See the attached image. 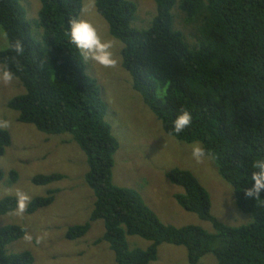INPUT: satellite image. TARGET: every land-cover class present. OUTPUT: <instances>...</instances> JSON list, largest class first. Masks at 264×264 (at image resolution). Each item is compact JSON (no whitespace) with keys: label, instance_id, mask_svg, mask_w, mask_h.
I'll return each mask as SVG.
<instances>
[{"label":"trees","instance_id":"trees-1","mask_svg":"<svg viewBox=\"0 0 264 264\" xmlns=\"http://www.w3.org/2000/svg\"><path fill=\"white\" fill-rule=\"evenodd\" d=\"M23 1L0 0V28L7 42L0 51V64L9 63L24 89L7 107L18 114L20 124L46 135L70 136L85 155V183L95 198L88 222L67 229L65 239H80L91 223L102 221L104 233L96 244H108L115 264H150L161 244L183 247L187 264H197L206 255H212L215 264H264V192L258 200L245 195L251 165L264 157V0H179L185 22L196 25L194 44L174 28L176 0H153L155 17L144 29L131 26L136 14L131 1H94L109 35L122 44L121 67L129 74L132 89L165 134L204 147L219 177L232 186L238 211L252 219L236 228L221 223L211 214L208 193L189 171H167L166 179L183 190L173 195L175 202L209 223L212 232L198 226L164 225L136 191L112 183L119 143L104 119L106 105L99 87L65 35L68 21L79 18L82 0H39L37 39ZM17 39L23 41L25 52L14 61L7 49ZM181 110L189 111L193 119L176 135L172 121ZM10 144V133L0 128V156ZM9 176L12 183L16 181V173ZM62 179L60 174L36 175L31 183L47 186ZM55 193L49 190L31 200L26 214L50 206ZM16 207L14 197L3 198L0 216ZM24 234L20 226L0 228V264L33 263L29 252L11 254L6 248ZM128 236L150 245L130 250Z\"/></svg>","mask_w":264,"mask_h":264},{"label":"rangeland","instance_id":"rangeland-1","mask_svg":"<svg viewBox=\"0 0 264 264\" xmlns=\"http://www.w3.org/2000/svg\"><path fill=\"white\" fill-rule=\"evenodd\" d=\"M94 1L82 0L79 18L89 20L102 36L113 39L103 18L99 14H91L93 10L96 12ZM129 1L136 6L131 26L147 28L155 17L153 0ZM176 1L172 9L174 28L184 35L189 44H194L197 40L196 25L185 22V17L178 9L179 0ZM21 5L33 36L37 39L40 31L35 29L34 22L37 20L40 1L24 0ZM6 47V38L0 28V51ZM121 49L122 44L117 41L114 52L118 63L113 68H101L84 61L85 72L96 81L100 97L106 105L104 119L119 143L114 154L112 183L136 191L164 225L177 228L198 226L212 232L209 223L184 211L173 199V195L182 194L183 190L171 184L165 173L174 168L187 170L208 193L213 217L234 228L249 224L251 217L238 211L233 190H227L228 184L219 177L214 161L206 157L197 163L191 157L192 144L178 142L164 133L140 95L132 89L131 78L121 67ZM22 94L24 89L18 80L11 85L0 82V128L7 130L11 136L10 146L0 156V170L3 173L0 200L14 197L10 194L14 189L29 193L31 200L46 196L49 190H55L56 193L50 206L32 215L24 212L17 216L11 212L0 216V228L16 225L25 231L21 239L8 244V253L29 252L33 257L32 264H115L108 244H96L104 233L102 221L91 223L87 234L80 239H65L67 229L88 222L93 209L95 198L85 183L88 171L86 158L68 134L46 135L32 125L18 123V114L9 109L7 103ZM12 172L17 175L13 183L9 176ZM49 174H60L64 179L47 186L31 183L34 176ZM126 240L130 250H145L150 245L149 241L136 236H128ZM215 263L216 259L212 255H206L197 264ZM150 264H187L186 250L161 244L156 260Z\"/></svg>","mask_w":264,"mask_h":264},{"label":"clouds","instance_id":"clouds-1","mask_svg":"<svg viewBox=\"0 0 264 264\" xmlns=\"http://www.w3.org/2000/svg\"><path fill=\"white\" fill-rule=\"evenodd\" d=\"M91 14L98 15L94 10ZM65 35L67 42L79 53L83 61L92 62L101 68H113L117 65L118 58L114 52L117 41L102 36L97 27L89 20L78 17L71 18L68 21ZM7 50L14 54L12 57L14 61L23 57L25 52L23 41L17 39L10 42ZM17 79V73L13 71L9 63L0 64V82L11 85ZM192 119L189 111L181 110L172 121V132L176 135L180 134L192 124ZM190 147L191 157L194 161L200 163L206 158V150L199 142L193 143ZM251 167L253 171L250 175V187L246 189L245 195L258 200L261 193L264 192V157L254 160ZM227 190L231 192L232 186L227 185ZM10 194L17 202L14 214L23 215L31 202V195L20 189L11 190Z\"/></svg>","mask_w":264,"mask_h":264}]
</instances>
